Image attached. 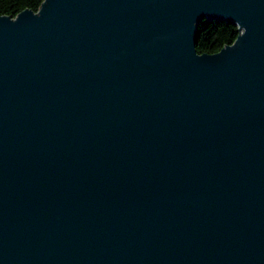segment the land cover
<instances>
[{"label": "water", "instance_id": "water-1", "mask_svg": "<svg viewBox=\"0 0 264 264\" xmlns=\"http://www.w3.org/2000/svg\"><path fill=\"white\" fill-rule=\"evenodd\" d=\"M0 264H264V0L0 16Z\"/></svg>", "mask_w": 264, "mask_h": 264}, {"label": "trees", "instance_id": "trees-1", "mask_svg": "<svg viewBox=\"0 0 264 264\" xmlns=\"http://www.w3.org/2000/svg\"><path fill=\"white\" fill-rule=\"evenodd\" d=\"M43 0H0V16L14 18L24 10L37 12ZM238 35L234 25L202 21L198 26L195 49L198 54H214L231 45Z\"/></svg>", "mask_w": 264, "mask_h": 264}]
</instances>
